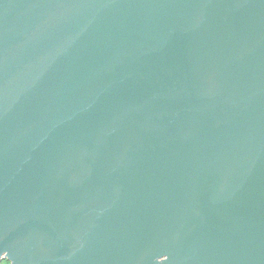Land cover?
<instances>
[{
  "label": "water",
  "instance_id": "95a60500",
  "mask_svg": "<svg viewBox=\"0 0 264 264\" xmlns=\"http://www.w3.org/2000/svg\"><path fill=\"white\" fill-rule=\"evenodd\" d=\"M0 264H264V0H0Z\"/></svg>",
  "mask_w": 264,
  "mask_h": 264
}]
</instances>
